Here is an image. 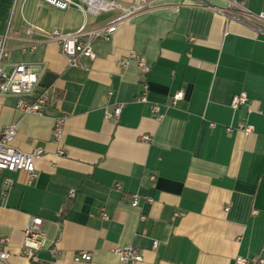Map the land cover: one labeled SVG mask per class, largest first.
<instances>
[{
	"label": "crops",
	"instance_id": "0c3cea01",
	"mask_svg": "<svg viewBox=\"0 0 264 264\" xmlns=\"http://www.w3.org/2000/svg\"><path fill=\"white\" fill-rule=\"evenodd\" d=\"M238 1L264 13V0ZM231 4L158 0L111 40L95 42L93 59L80 57L72 67L57 42L25 30L72 33L115 14L0 0V36L10 34L5 70L30 64L41 73L40 89L51 94L44 116L22 114L18 97L0 96V131L16 124L15 148L44 151L34 160V178L0 174V239L10 240L8 262L0 264H122L114 251L125 246L140 250L139 264H235L237 257L264 264V25L235 9L231 18L219 11ZM33 44V52L22 53ZM131 53L136 58L121 67ZM139 59L150 66L145 78ZM144 82L147 103L137 100ZM179 91L184 98L172 106ZM240 94L248 100L234 110ZM117 106L120 116L106 120ZM57 117L65 118L59 144ZM242 121L253 134L227 131ZM30 217L46 221L56 258L47 248L36 262L20 254ZM81 251L92 260L77 262Z\"/></svg>",
	"mask_w": 264,
	"mask_h": 264
},
{
	"label": "built area",
	"instance_id": "2783aa9c",
	"mask_svg": "<svg viewBox=\"0 0 264 264\" xmlns=\"http://www.w3.org/2000/svg\"><path fill=\"white\" fill-rule=\"evenodd\" d=\"M48 5L59 10H67L70 7L84 9L87 13L93 15H101L105 13L115 14L114 17L104 25L98 27L84 26L72 33H62L58 29L51 32H45L37 27L27 28L25 33L28 36L34 34L35 31L43 34L48 40L57 42L61 51L66 58L68 65L72 67L78 66L80 57L93 59L95 52L93 44L97 41H109L117 32L119 26L128 22L135 16L154 10L158 0H134L131 4L125 5L119 0H44ZM230 10L219 9L228 18L233 16L234 9L242 15L247 21L256 22L264 25V13L253 14L246 7L244 2L232 0ZM10 38L9 31L0 36V96H16L19 101L18 110L22 114H34L44 116L47 113L50 104L51 94L49 90L40 89L41 73L35 72L30 64L21 62L13 66L10 71L5 70V61L9 56L8 40ZM36 45H30L22 49V53L33 52ZM136 58L135 53H131L129 58H125L119 62L121 67H126L129 59ZM138 67L142 76L145 78L150 72V66L143 59L138 60ZM184 98V92L179 91L171 98V105L174 106L179 100ZM138 102H148V86L143 83V93L137 98ZM248 97L246 94L234 96L231 101V108L239 110L246 105ZM122 106H117L112 113L106 112L105 119L118 118L121 114ZM152 114L157 120H161L164 115L159 105H154ZM65 125L64 117L55 118L54 141L56 144L61 142L62 133ZM237 130L244 135L249 136L254 132V126L247 121H242L236 128H227L228 132ZM17 135V125L11 124L0 131V174L2 172H18L27 173L31 178L36 176L34 160L36 157L44 153L41 148H37L34 153H24L13 146L14 139ZM148 139V137H145ZM58 154L63 155L64 149L58 147ZM120 189V186L117 185ZM70 198L75 197V191L70 192ZM151 201V200H149ZM139 198L133 196L131 204L137 206ZM104 219H108L104 216ZM145 216H142V220ZM46 221L40 217H30L28 224L24 230L23 241L20 246V254L32 262L39 260V253L47 248L50 254L56 258L59 254L58 249L49 239L45 230ZM10 240L7 237L0 239V263H7L10 257L8 247ZM159 246L158 242L154 243V249ZM114 253L122 264H139L143 257L140 250L134 246H125L117 248ZM77 262H89L92 260V253L81 251L76 255ZM235 264H263L261 259L237 257Z\"/></svg>",
	"mask_w": 264,
	"mask_h": 264
}]
</instances>
